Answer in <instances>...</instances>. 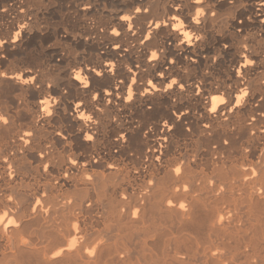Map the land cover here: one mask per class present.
I'll return each mask as SVG.
<instances>
[{
  "label": "bare ground",
  "instance_id": "bare-ground-1",
  "mask_svg": "<svg viewBox=\"0 0 264 264\" xmlns=\"http://www.w3.org/2000/svg\"><path fill=\"white\" fill-rule=\"evenodd\" d=\"M0 264H264V0H0Z\"/></svg>",
  "mask_w": 264,
  "mask_h": 264
},
{
  "label": "snow or ice",
  "instance_id": "snow-or-ice-1",
  "mask_svg": "<svg viewBox=\"0 0 264 264\" xmlns=\"http://www.w3.org/2000/svg\"><path fill=\"white\" fill-rule=\"evenodd\" d=\"M137 11H139V9Z\"/></svg>",
  "mask_w": 264,
  "mask_h": 264
}]
</instances>
